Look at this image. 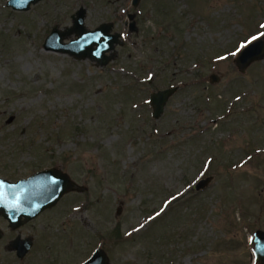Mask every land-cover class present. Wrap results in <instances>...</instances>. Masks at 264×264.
<instances>
[{"label":"rangeland","instance_id":"rangeland-1","mask_svg":"<svg viewBox=\"0 0 264 264\" xmlns=\"http://www.w3.org/2000/svg\"><path fill=\"white\" fill-rule=\"evenodd\" d=\"M6 2L0 177L57 168L84 190L19 230L33 239L24 258L7 235L0 264H81L97 248L109 264H260L249 241L264 230V60L240 73L233 59L264 34V0ZM79 8L86 29L122 35L105 66L42 48ZM170 86L152 119L150 94Z\"/></svg>","mask_w":264,"mask_h":264},{"label":"water","instance_id":"water-1","mask_svg":"<svg viewBox=\"0 0 264 264\" xmlns=\"http://www.w3.org/2000/svg\"><path fill=\"white\" fill-rule=\"evenodd\" d=\"M40 1L8 0L6 6L12 10L24 12ZM139 2L140 0H132V6L136 7ZM84 17V8H79L71 15L72 25L70 27L59 30L57 26H53L45 38L42 48L47 52L68 55L77 61L89 59L94 61L97 66H105L113 58L111 52L115 50V45H123L120 39L121 35L111 34V23H104L93 30H88L84 26ZM130 28H133V25ZM71 35H75L76 38L65 43L64 39ZM263 60L264 34H261L243 46L237 52L233 62L237 70L244 73L250 65ZM217 81L218 77L215 74L209 76L210 83ZM177 90L178 87L173 86L150 94L149 105L152 109V119H159L164 112L166 103ZM11 120L12 118H9L7 123ZM211 180L212 177L200 179L195 184V190H204ZM76 189L79 192L84 190L77 186L68 174L57 168L38 171L15 183L0 178V216L8 221L12 229H16L36 218L46 209L54 207L65 194ZM251 243L255 260L264 264V230L254 231ZM31 246L30 238L24 240L16 238L11 243V247L16 250V256L19 259L24 258ZM82 264H109V258L104 250L98 248Z\"/></svg>","mask_w":264,"mask_h":264},{"label":"flooded vegetation","instance_id":"flooded-vegetation-1","mask_svg":"<svg viewBox=\"0 0 264 264\" xmlns=\"http://www.w3.org/2000/svg\"><path fill=\"white\" fill-rule=\"evenodd\" d=\"M131 4H132V2H131ZM133 7V6H132ZM135 8V7H134ZM119 34V33H118ZM121 35V34H120ZM120 38L122 39V35L120 36ZM66 43V42H65ZM171 87V86H170ZM169 88V87H168ZM70 177V176H69ZM0 178H2V179H5V180H7V181H9V182H11V183H15V182H17V181H19V180H21V179H17V180H15V181H11V180H8V179H6V178H3V177H0ZM23 179V178H22ZM71 179V178H70ZM77 186H79V187H81V188H83L81 185H79L76 181H74L73 179H71ZM84 189V188H83ZM72 192H78V193H80L79 191H77V189L76 190H74V191H72ZM71 193V192H70ZM65 196V195H64ZM62 199V198H61ZM60 199V200H61ZM59 203V202H58ZM57 203V204H58ZM56 204V205H57ZM55 205V206H56ZM54 206V207H55ZM54 207H52V208H54ZM52 208H50V209H52ZM50 209H47V210H45V211H43L41 214H39L36 218H34V219H32V220H30V221H28V222H26V223H24L23 225H21L20 227H18V228H16V229H12L10 226H9V223H8V221L6 220V219H4L2 216H0V231H1V239H0V242L2 241V240H4L6 237H7V235H11L12 236V238L10 239V241L8 242V245L6 246L7 247V249L8 250H12V251H14L15 252V256H16V250H14L12 247H11V243L16 239V238H20V240H24V239H26V238H30L31 239V241H32V244H33V239H32V237H30V236H21V234L19 233V230H21L22 228H24L26 225H28L31 221H33V220H36L39 216H41L43 213H45V212H47V211H49ZM32 247V246H31Z\"/></svg>","mask_w":264,"mask_h":264},{"label":"snow or ice","instance_id":"snow-or-ice-1","mask_svg":"<svg viewBox=\"0 0 264 264\" xmlns=\"http://www.w3.org/2000/svg\"><path fill=\"white\" fill-rule=\"evenodd\" d=\"M253 39H256V37H253ZM237 51H239V49H237Z\"/></svg>","mask_w":264,"mask_h":264},{"label":"trees","instance_id":"trees-1","mask_svg":"<svg viewBox=\"0 0 264 264\" xmlns=\"http://www.w3.org/2000/svg\"><path fill=\"white\" fill-rule=\"evenodd\" d=\"M249 39V38H248Z\"/></svg>","mask_w":264,"mask_h":264}]
</instances>
